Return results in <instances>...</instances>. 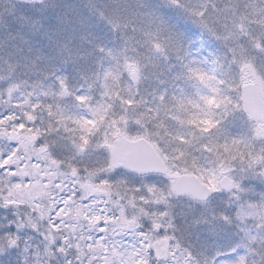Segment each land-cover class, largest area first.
Segmentation results:
<instances>
[{"label": "snow or ice", "instance_id": "snow-or-ice-1", "mask_svg": "<svg viewBox=\"0 0 264 264\" xmlns=\"http://www.w3.org/2000/svg\"><path fill=\"white\" fill-rule=\"evenodd\" d=\"M0 264H264V0H0Z\"/></svg>", "mask_w": 264, "mask_h": 264}]
</instances>
